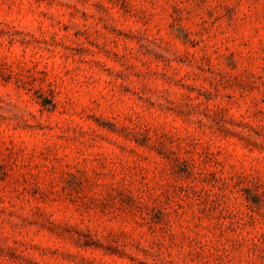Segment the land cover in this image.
Instances as JSON below:
<instances>
[{"label": "rangeland", "instance_id": "rangeland-1", "mask_svg": "<svg viewBox=\"0 0 264 264\" xmlns=\"http://www.w3.org/2000/svg\"><path fill=\"white\" fill-rule=\"evenodd\" d=\"M0 264H264V0H0Z\"/></svg>", "mask_w": 264, "mask_h": 264}]
</instances>
